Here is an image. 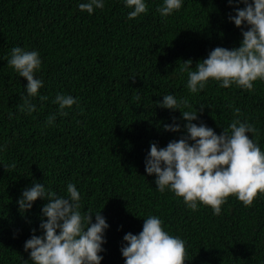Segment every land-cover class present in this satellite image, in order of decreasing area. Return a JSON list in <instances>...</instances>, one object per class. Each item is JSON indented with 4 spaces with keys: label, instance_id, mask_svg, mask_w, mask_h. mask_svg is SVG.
<instances>
[{
    "label": "trees",
    "instance_id": "trees-1",
    "mask_svg": "<svg viewBox=\"0 0 264 264\" xmlns=\"http://www.w3.org/2000/svg\"><path fill=\"white\" fill-rule=\"evenodd\" d=\"M87 2L0 0V264H32L24 244L43 235L48 201L37 199L24 214L17 201L35 183L61 197L72 183L82 214L90 210L94 223L100 212L108 225L101 264H125L123 237L138 235L149 216L185 242V264H264V193L248 207L229 196L215 215L199 202L193 211L170 188L159 191L155 175L145 172L152 143L164 148L186 135L181 113L160 107L165 95L187 99L193 110L203 106L193 123L217 135L239 108L241 121L257 129L249 138L264 152V81L248 91L210 79L191 93L180 71L182 62L194 68L216 47L240 46L242 29L229 17L244 5L182 0L162 17L163 0H144L147 12L129 19L134 8L126 0H103L92 14L79 9ZM14 47L39 53L35 78L43 86L36 97L27 96L26 80L8 64ZM57 95L76 100L63 109L67 115L54 103ZM25 99L34 112L21 110ZM174 122L181 131H166Z\"/></svg>",
    "mask_w": 264,
    "mask_h": 264
},
{
    "label": "clouds",
    "instance_id": "clouds-1",
    "mask_svg": "<svg viewBox=\"0 0 264 264\" xmlns=\"http://www.w3.org/2000/svg\"><path fill=\"white\" fill-rule=\"evenodd\" d=\"M228 4H243L236 7L235 15L229 19L242 29V42L238 48L216 47L202 62L187 60L182 62L181 73L187 72V88L191 93L203 91L211 79L221 82L222 88L235 84L248 91L253 90V82L264 81V0H228ZM126 6L134 8L129 19H135L147 12L144 0H126ZM182 7V0H163L157 8L162 17L169 16ZM95 9H103V0H88L81 3L79 9L89 14ZM246 28L247 30H244ZM20 77L26 80L29 98L36 97L43 86L35 72L41 67L37 51H26L20 47L11 50L8 61ZM41 100L47 99L40 97ZM139 100L140 97L136 96ZM59 105L61 114L65 108H71L76 100L71 96L57 95L54 101ZM161 108L179 111L186 123V135L170 141L166 147L150 145L145 160L147 175H155V184L159 191L170 188L177 197L193 211L197 202L210 207L215 215L221 212V206L229 196H236L245 207L251 206L258 194L264 193V152L249 134L256 135L257 129L246 120L240 119V109L234 111L236 117L229 129L217 135L212 128L198 120V111L204 107L192 109L187 99L177 100L173 95H165ZM181 108L188 111L181 112ZM28 113L36 110L30 99H25L21 110ZM55 117L49 119V123ZM166 131L180 132V125H165ZM230 132V134H229ZM15 168V164L9 166ZM37 199H47L41 209L40 229L43 235L33 234L24 244V250L30 253L32 264H101L100 255L104 249V232L108 228L105 219L89 211L81 212V195L72 183L67 185V197L58 196L45 186L35 183L22 192L17 201L21 214L28 212ZM126 246L121 248L125 264H185L187 250L185 242L162 227V221L155 216L144 219L142 231L138 235L127 233L123 237Z\"/></svg>",
    "mask_w": 264,
    "mask_h": 264
}]
</instances>
